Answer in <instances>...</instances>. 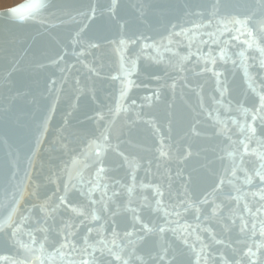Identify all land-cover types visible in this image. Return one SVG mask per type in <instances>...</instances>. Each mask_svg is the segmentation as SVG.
<instances>
[{"label":"snow or ice","instance_id":"6c2138e0","mask_svg":"<svg viewBox=\"0 0 264 264\" xmlns=\"http://www.w3.org/2000/svg\"><path fill=\"white\" fill-rule=\"evenodd\" d=\"M26 9L30 15L22 14ZM14 11L13 21L37 25L27 44L21 40L16 47L13 38L0 66V89L9 92L0 108L14 116V122L28 115L12 111L16 100L29 95L12 88L13 76L26 67L55 69L47 80L49 93L60 94L67 86L77 100L89 93L95 98L94 89L82 82L79 68L68 58L75 57L76 64L99 76L103 57L97 53L108 44L119 56L116 74L110 77L119 81V88L114 105L95 113L94 129L84 131L77 146L72 141L61 144L68 160L46 176L37 173L36 161L49 115L36 125L33 146L23 158L6 135L0 137V146L7 147L0 169V247L16 252L14 258L0 260L264 264V0H78L72 5L33 0ZM67 25H74L67 42L52 35ZM112 29L115 35L107 39L103 33ZM146 31H156L159 41ZM45 36L55 42L56 51L37 56L32 43ZM165 53L170 54L167 59ZM87 57L91 59L86 62ZM141 58L163 75L151 76L158 87L140 98L141 104L135 99L129 104L131 89L142 86L130 79ZM228 64L243 70L237 95L226 75ZM188 71L194 77L210 73L214 95L209 106L198 96V110L190 109L187 131L173 141V104L165 93L175 97L178 88L203 91L200 84L193 88ZM28 102L35 103V98ZM161 103L169 110L167 136L156 116L145 111ZM121 114L125 123L118 126ZM138 122L154 139L153 145L141 149L151 153L148 157L125 149L132 145L131 132ZM109 153L118 156L119 163L109 160ZM190 161L195 165L189 167ZM171 163L174 172L167 166ZM120 170L124 175H113Z\"/></svg>","mask_w":264,"mask_h":264},{"label":"water","instance_id":"95a60500","mask_svg":"<svg viewBox=\"0 0 264 264\" xmlns=\"http://www.w3.org/2000/svg\"><path fill=\"white\" fill-rule=\"evenodd\" d=\"M28 4L33 0H27ZM61 4H76L78 0H57ZM168 2V0H164ZM44 11V10H41ZM128 15H134L130 9H125ZM25 15H30L31 10L26 9ZM47 12H45V15ZM56 23V21H53ZM37 25L34 23L21 24L13 21V19L5 16H0V66H2L6 59L4 57L5 48L13 47L10 43L13 38L17 41L16 47H19V41H23L27 44L31 40V36L34 34ZM74 25H67L57 28L52 35L56 36L62 42H67L70 39V35ZM146 35H150L153 39L159 41L160 37L156 31H146ZM103 35L107 39H112L115 35V29L109 32H104ZM207 39V37H205ZM243 39V38H242ZM151 42V41H149ZM112 45L105 44L104 47L97 53V56L103 57V68L100 71L99 76L89 74L87 70L76 64V58L69 56L68 63L75 64L76 68H79V74L82 82L87 87L94 89L95 98L91 93L85 94L77 100L73 90L65 86L64 91L60 94L55 92L49 93L46 87L49 76L55 71V69L49 67L44 70H34L30 67H26L25 70L17 72L13 76V91L27 90L29 95L18 99L12 105V111L16 114L26 113L28 115L22 116L19 123L14 122V116H6L3 109L0 108V137L7 136L9 142L14 149L20 152L23 158L28 154L29 150L33 146L34 137L36 135V125L47 114L50 116L49 130L46 136H42V144L38 148V157L36 161V171L42 176H46L49 171H55L62 166L63 162L68 160V156L61 150V144L66 141H72L73 146H77L82 139L84 131L91 132L95 127V113L101 110L105 112L107 109L114 105L115 97L118 95L119 81L113 82L110 77L116 74L119 64V56L113 51ZM207 51V48L204 49ZM32 51L37 56L41 53L46 55H54L56 51L55 42L50 37H40L32 43ZM181 53L184 54V49H181ZM170 54L165 53L167 59ZM91 57L86 58L90 60ZM176 58H173L175 61ZM162 67V66H161ZM188 69H192V64H187ZM226 75L233 87V95H237L240 91L243 83V70L240 68H233L231 64L226 66ZM199 71V68L194 69ZM223 70V69H218ZM73 74H77L74 72ZM187 77L193 88L195 85L200 84L203 86V91L200 88H195V91L189 88H178L175 97L170 92L165 93V100L168 103L173 104L171 109L173 113L172 124V140L179 141L180 136L187 131V125L191 117L190 109L197 108L199 99L198 96L203 97L206 106L211 104L209 97L214 95L212 89L214 87V78L210 73L194 77L192 71H188ZM163 75L159 67L146 66V62L141 58L137 62V72L133 74L130 79L134 80L137 84L142 86L139 88H132L129 92L130 99L127 103L130 104L132 99L137 101V105L141 104L140 98L148 94V92L158 87L155 80L151 79V76ZM175 75V73H171ZM170 82V81H169ZM143 85H146L145 88ZM7 89H0V101H3L4 97L8 96ZM58 95V99H57ZM34 97L35 103H29L28 101ZM54 107V111H50V108ZM150 115H155L160 121L158 126L161 127V133L167 136V116L169 111L165 104L161 103L152 109H145ZM221 115L224 113L221 110ZM134 118V117H133ZM125 123L124 114L117 119V125ZM132 145H126V152L138 153L141 156L148 157L151 155L149 152L141 151L144 147L153 145L154 139L151 135V130L143 123H137L131 132ZM198 144H203L205 141H197ZM6 146H0V169L4 166ZM119 157L109 153V160L119 163ZM195 165V161L189 162V167ZM175 171V163L167 165ZM153 172H156V163L153 162ZM163 171V169H161ZM116 177L124 175V171L113 173ZM139 177L144 178L143 170H139ZM151 179V177H148ZM147 182V180H145ZM51 187V186H50ZM2 191V189H0ZM144 195L151 197V191L145 190ZM147 215V213H146ZM189 223H194L192 218L188 217ZM183 223V220L181 221ZM208 227L215 228L214 224H207ZM8 256L14 258L16 252L14 249L8 247H0V257ZM0 264H5L3 260H0Z\"/></svg>","mask_w":264,"mask_h":264},{"label":"clouds","instance_id":"9594fccd","mask_svg":"<svg viewBox=\"0 0 264 264\" xmlns=\"http://www.w3.org/2000/svg\"><path fill=\"white\" fill-rule=\"evenodd\" d=\"M28 5L27 0H0V16H7L15 19L16 12L14 10L23 9Z\"/></svg>","mask_w":264,"mask_h":264}]
</instances>
